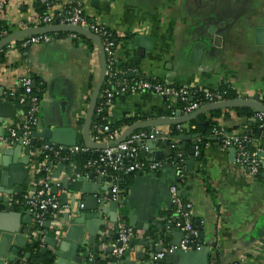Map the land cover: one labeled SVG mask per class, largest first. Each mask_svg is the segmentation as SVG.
<instances>
[{
	"label": "crops",
	"instance_id": "crops-1",
	"mask_svg": "<svg viewBox=\"0 0 264 264\" xmlns=\"http://www.w3.org/2000/svg\"><path fill=\"white\" fill-rule=\"evenodd\" d=\"M1 1L3 7L0 19L9 24V33L37 27L31 23L32 18L38 14L33 0ZM68 1L51 0L48 11L55 16L63 11ZM84 12L89 19L109 26L120 36L115 58L119 64L128 65L124 76L129 79L138 74L146 79L174 85L189 84L214 89L221 84H227L241 98L258 95L264 89V44L255 43L253 34L256 22L264 18V0H86ZM55 32L60 34L54 35V39L47 43L27 47L18 45L23 37L31 35L28 34L12 40L0 50L1 99L16 105L15 116L3 118L0 137L5 136L8 129L18 123L24 115L27 104L19 105L16 93L20 90L21 77L30 75L42 84L37 130L47 124H51L52 127L72 126L77 130L76 144L80 142L84 144L81 131L91 93L99 75V52L96 45L90 47L87 42L72 36V32L66 30ZM137 35L152 38L149 50H143L135 45L134 38ZM197 40L203 42L205 48L200 63L194 64L189 57ZM32 81L35 84V80ZM101 91L102 87L98 94L102 101ZM260 100L264 103V100ZM104 108L105 114L100 118L94 110L89 133L90 139L98 144L105 143L100 132L104 123L101 125L100 120L110 123L122 118L135 117L131 124L133 125L161 116L169 117L158 115L159 111L168 110L165 100L149 92L121 95ZM207 114L208 112H204L205 116ZM211 119L216 124L226 126L230 132L239 134L248 132L250 129L248 126L255 122L252 116L239 114L235 108H222L219 115ZM189 122L182 124L181 131L177 129L178 124L166 123L137 129L157 130L165 137L167 135L171 137L169 146L172 148V154L170 155L166 147L163 148V160L166 164L156 159L153 151L146 145L139 146V154L143 159L161 163L156 170L135 172L131 175L107 172L103 171L102 167L87 166L88 160L92 157L85 162L80 158V154L86 156V152L70 153L64 165L71 166L72 170L79 168L81 173L59 172V176L54 177L51 192L59 201V195L66 191L64 186L67 185V194L70 196L79 185V182L75 181L89 179L92 172L94 178L89 180L90 182H94L96 178H107L99 184L100 190L108 191L111 182L125 183L119 196L125 198V204L120 206L122 213L130 214L137 222H147L151 230L142 228L144 234L141 238L154 240L153 244L150 242L146 247L141 244H130L133 252L131 258L139 251L146 254L147 263L157 264L155 258L152 260L149 258L151 252L148 248L154 249L161 245L165 249L162 256L165 257L164 264H264V232L262 235L258 234L264 226V155L260 156L258 173L251 175L243 166L234 162L229 150L221 148L218 138L211 133V129L192 131ZM131 125L123 124L120 127V136ZM174 125L179 131L176 134L171 133ZM194 133H200L197 145L202 140L206 142L202 151V161L195 157L192 168H189L184 163L181 144L174 136ZM37 141L43 142V139ZM192 141V137L183 141L186 151L192 147ZM255 141L261 144L259 139ZM11 145L0 140V154L3 148ZM178 148L182 155L181 161L179 164L170 163V158L175 155ZM90 150L93 154L99 151L92 148ZM33 162L31 157L28 165L30 180L25 187H35L34 183L37 182L34 180L40 178V172L33 170ZM58 163L60 162L51 167L52 176ZM63 180L68 182L64 184ZM172 184L180 185L178 189L183 199L192 204L193 224L197 230V237L193 243L198 248H192L187 252L177 248L168 249L169 246H176L182 236L178 227L169 229L163 222L164 232L161 233L160 229L154 231L155 220H164L171 211L168 187ZM54 186L56 193L52 191ZM28 191L32 190H26ZM14 205H16L14 216L17 218L13 219L16 223L26 210L34 214L24 202L13 200L8 204L9 207ZM48 219L51 218H46ZM120 221L128 223L126 216ZM31 222L33 223L32 220ZM109 226L111 227V224ZM41 229L28 235L25 244L13 260L2 259V264H11L13 261H20L21 258L27 260L25 254L30 252L25 251V248L37 240L39 233L50 234V230L47 231L43 227ZM100 239L98 236L96 241ZM114 243L116 240L113 237L106 236L102 244L86 246L87 256H83L82 251H76L71 259H67L61 251L59 255L61 262L58 263L57 255H54L52 262L48 264H97L101 261H105L103 264H112L118 258H109L110 255H114L108 247ZM42 247L51 248L40 239L39 248ZM153 252L154 255L157 253ZM42 256L34 261L40 262L46 257L50 258L48 252ZM136 264L140 263L136 261Z\"/></svg>",
	"mask_w": 264,
	"mask_h": 264
},
{
	"label": "water",
	"instance_id": "water-1",
	"mask_svg": "<svg viewBox=\"0 0 264 264\" xmlns=\"http://www.w3.org/2000/svg\"><path fill=\"white\" fill-rule=\"evenodd\" d=\"M60 30H66L69 32H74L82 34L90 38L97 46L99 57H100V70L97 81L95 82L94 88L91 93L89 106L87 114L84 120V124L81 131V136L84 144L92 149H103L110 144H116L127 138L134 130L144 128L147 126H155L159 124H183L195 119L197 115L201 112H208L219 108H237V107H251L257 110H264V103L261 102L258 95H254L251 98H239L230 99L222 102H216L203 106L189 114H182L180 110H176L173 117L161 116L154 119L144 120L141 122H136L131 125L125 132L121 134L113 143H94L89 136L92 117L96 107V102L98 98L99 91L102 87L106 76V57L101 43V39L98 35L94 34L88 29L81 28L79 26L73 25H47V26H37L21 29L15 32H11L5 35L0 40V50L5 47L12 40L28 34L35 33H50ZM211 31V30H210ZM254 41L257 44H264V18H261L256 22L253 30ZM152 38L146 35H137L134 38L135 45L139 46L143 50H149L151 48ZM205 48V44L199 40L194 42L189 60L194 64H199L202 56V51ZM35 85L34 83L32 84ZM2 90H0V131L1 123L4 117H14L16 105L10 103L9 101H3ZM28 106V104H27ZM95 124V122H94ZM97 129V128H95ZM18 134L21 136L22 132L19 131ZM200 133H194L192 135H177L174 138L179 140L182 148V154L184 156V163L192 168L193 162L195 161L194 151L197 145V138ZM190 137L193 138L192 147L187 151L184 147V142ZM37 139H43V141L50 143L55 149L65 150L67 147L73 146L77 142V130L72 126H54L51 124L44 125L40 130H36L32 133V138L29 145L23 146L22 137H20L17 142L11 146L3 148L0 154V264H2V259L13 260L15 256L18 255L20 248L25 244L28 235L32 232H37L33 223L31 222L34 214H30L28 210L22 216L20 221L16 223L14 216L16 205L9 207L13 200L18 202L22 201V194L26 190H35L33 186H26L25 184L30 180L28 165L31 161L30 151L32 147L37 144ZM170 135H167L164 139H161L159 135H156L152 139H145L139 141L137 144L139 146L146 145L147 148L153 151L156 159L161 160L163 164L166 162L163 160V148L166 147L170 155L172 154V148L169 146ZM61 147V148H60ZM162 147V148H161ZM156 148H158L156 150ZM229 155L232 158L234 155V149H229ZM261 155H264L262 153ZM65 162L62 161L57 164L56 171L53 173V177H58L59 172L63 171L66 174H80L81 170H72L71 166H65ZM102 170L101 168L99 169ZM94 178V173L89 174V179L77 180L79 185L72 191V194L68 196L67 190L68 186H64L65 190L59 195V203L66 206L64 211H57L53 219H48L44 222L43 228L47 231L50 230V234L39 233L38 238L34 242H39L42 239L43 243H47L51 248L42 247L39 250L41 255L47 252L50 258L53 259L54 255H57V262L60 261V252H64V258L71 259L76 251H82L83 256L88 255V251L85 250L87 245L95 246L97 244H102L106 240V236H111L116 240L115 245L120 246V241L118 239L117 224L120 219L125 216L128 220L127 225L135 228H144L146 230H151V226L147 222H137L133 216L125 215L122 213L120 206L125 204V198L119 197L115 199L111 188L113 182L108 186L109 190H100L99 184L101 181H105L106 177L96 178L94 182H90ZM35 182L38 180L35 179ZM68 180H63V183H67ZM176 185V184H175ZM171 186V185H170ZM179 188L180 185H177ZM52 191L56 193V186L52 188ZM169 191V187H168ZM2 195V196H1ZM4 213V214H3ZM6 214V215H5ZM19 215V214H17ZM14 216V217H13ZM14 218V219H13ZM12 219L14 221H12ZM163 222L165 219L155 220L154 231L157 232L160 229L161 233L164 232ZM111 224V227L109 226ZM53 225V226H52ZM52 226V229H51ZM264 232V226L258 232L262 235ZM169 231L167 234L169 235ZM181 238L184 232L181 231ZM87 235V237H86ZM200 235V234H199ZM100 236L101 239L96 241L97 237ZM192 238V236H189ZM153 244L154 240H148L146 238H133L130 240V244H141L146 247L148 243ZM33 247V243L30 245ZM56 247V250L54 248ZM162 246L158 245L156 248H148L151 252L149 258L152 260L154 258V252H159ZM109 250H113V246L108 247ZM194 249V247H193ZM129 250H132L130 245ZM181 251V250H180ZM187 252V251H183ZM26 257L30 256V253L25 254ZM116 256L110 255L109 258H115ZM146 254L143 252L136 251L134 257L127 253L119 255L116 261L112 264H136V260L142 261L141 264H149L146 262ZM157 264H164L165 257L156 258ZM37 264V262H34ZM52 264V263H50Z\"/></svg>",
	"mask_w": 264,
	"mask_h": 264
},
{
	"label": "built area",
	"instance_id": "built-area-1",
	"mask_svg": "<svg viewBox=\"0 0 264 264\" xmlns=\"http://www.w3.org/2000/svg\"><path fill=\"white\" fill-rule=\"evenodd\" d=\"M46 6V12L43 15H35L31 23L33 26H47V25H73L79 26L84 29H88L94 34L98 35L101 39L103 50L106 57V75L107 79L103 82V88L101 91L102 104L104 106L111 105L115 99L121 95L138 92H149L160 96L165 100V106L168 109H173L177 106V103H182V114H189L203 106L213 104L216 102H222L230 100L225 97V91H219L216 89H210L202 86H191L189 84L174 85L157 80L146 79L137 74L136 77L131 79L124 76L127 69H122L115 58V50L118 44V34L107 25L89 19L84 12V4L86 0H69L61 13L52 15L48 10L50 9V2L48 0H39ZM3 7V2L0 0V11ZM6 35V34H5ZM72 36L76 37V33L72 32ZM54 39V35L49 33H35L23 37L18 45L27 47L37 43H47ZM98 50V49H97ZM135 71V70H134ZM21 92L17 97L18 104L24 106L25 112L21 120L11 126L5 136L0 137V140L8 143L15 144L17 140L22 137L23 144L29 145L32 138V133L38 129V110L41 104V98L32 91V77L30 75H24L20 79ZM202 91L200 98L196 97L193 100L195 91ZM10 95L13 96L11 93ZM258 97L264 100V89L258 93ZM238 97L236 99H239ZM251 98V97H250ZM255 112L252 115L255 121L259 122V126H264V110L254 109ZM175 113L169 115L173 117ZM192 128L194 126H191ZM182 124L177 125L179 131L182 130ZM21 131V136L18 132ZM100 132L104 136L105 143H113L115 139L120 136L121 129H111L109 123H105L101 126ZM211 133L219 140V144L222 149L229 150L234 149L233 160L237 164L243 166L248 173L256 175L260 167V156L264 151L261 144L257 143L255 139H251L245 133L239 134L238 132H230V130L222 125L216 124L211 128ZM156 135L165 137L157 130H137L132 132L123 141L116 144H110L109 146L98 151L96 156L89 159L87 166L102 167L103 171L113 173H135L144 171H154L160 166L159 161H148L143 159L139 152L140 147L137 144L139 141L145 139H152ZM247 144H250L253 149L247 148ZM175 146V144H173ZM177 147V146H175ZM61 148V147H60ZM90 147L86 144H75L67 147L65 150L55 149L54 146L45 141L41 142L38 147H32L30 156L33 158L37 154H43L47 163L42 166H36L33 162V170L42 172L37 183H34L35 190L28 191L22 195V201L34 211V217L32 219L33 225L37 232L42 230V226L46 220V215L49 218L55 217L57 211H64L66 206L59 203L57 197L51 192L53 186L54 177L51 174V167L57 162H62L67 159V156L71 153L87 152ZM199 154L198 145L195 146L194 156ZM182 159L179 148L175 155L170 158V163L179 164ZM111 191L113 197L117 199L122 194L123 189L119 188L118 184H113ZM170 198L172 208L169 215L165 218V227H178L184 232L182 239L178 246H169L168 249L177 248L181 251L191 250L193 247L198 248L195 245L194 238L197 237V230L193 224L192 204L189 201H185L179 192L178 187L172 184L169 187ZM118 239L120 246L112 245V254L116 257L123 253H127L130 256L133 255L132 250H129L130 240L133 238H141L144 234V229L128 226L123 221L117 224ZM192 236L190 238L189 236ZM165 249H161L157 252L154 258H161ZM21 263L25 264L26 259L21 258ZM93 261V257H91ZM140 264L142 261L136 260ZM101 264V263H97Z\"/></svg>",
	"mask_w": 264,
	"mask_h": 264
},
{
	"label": "trees",
	"instance_id": "trees-1",
	"mask_svg": "<svg viewBox=\"0 0 264 264\" xmlns=\"http://www.w3.org/2000/svg\"><path fill=\"white\" fill-rule=\"evenodd\" d=\"M48 2H51V0H48ZM33 4L35 6V9L37 11V13L39 15H43L46 12V6L44 4H42L41 2H39V0H33ZM9 24L0 19V40L2 39V37L5 36V34L9 33ZM49 34L58 36L60 34V32H50ZM76 39H80L81 41L87 42L89 44L90 47L93 48V46L95 45L94 42L88 38L85 35L82 34H78L76 33ZM18 42V41H17ZM0 60H2V58L0 57ZM133 65V64H132ZM122 69H126L128 68V65H121ZM32 80H35V86L32 87V91L33 93L37 94L38 96L41 95L40 90L42 88V84L40 81H38L37 78H35L34 76H31ZM107 79V75L105 76V79ZM103 88V86H102ZM211 90L214 88H210ZM216 90L219 91H225V97L229 98V99H235L237 98V93L231 88L229 87L227 84H221ZM21 89L16 93V96L18 97V95L20 94ZM202 91L197 90L195 91V95H194V99H196V97L201 96ZM177 106H175V108H171L168 110H161L158 112V115H171L173 114L176 109L181 108L182 109V103H177ZM101 109V110H99ZM105 108L104 105H102V101L100 98H98L97 103H96V107H95V113L100 116H103L105 113ZM235 110L237 112H239V114H243L247 117H251L255 110L251 107H237L235 108ZM222 111V108L219 109H214L211 111H208L207 116L204 115V112H201L197 115V117L195 119H192L189 122V126H194L193 128L191 127L192 131H202V130H210L212 127H214L216 125V122L214 120L211 119V117L213 116H217L219 115V113ZM135 119V117L130 118V119H126V118H122L120 120H117L115 122H110L109 126L111 129L113 128H120L123 124L125 125H131L133 122V120ZM106 120H100L99 123L102 125L103 123L105 124ZM264 124V121H263ZM250 129L248 132H246V135L249 136L251 139H259L261 141V146L264 150V126L260 127L259 126V122L255 121L254 123H252L251 125L248 126ZM179 131L176 129V125L172 126V130L171 133L176 134ZM206 140H202L199 144H198V149H199V154L196 157L198 161H202V154H203V148H204V144H205ZM40 141H37V144L35 145L36 147H38L40 145ZM79 144H82L81 142ZM247 148H249L250 150L253 149V147L250 144H247ZM80 154V153H79ZM82 154V153H81ZM80 154V158L83 162H85L88 158L92 157L94 158L96 156V154H93L92 150H89L85 153L86 156H83ZM34 163L36 164V166H42L45 165L47 163L46 158L44 157L43 154H37L36 156H34L33 158ZM129 175L133 174V173H128ZM39 175H42V172H40ZM119 188H124L125 183H117ZM46 218H49L48 214L46 215ZM39 242H33V247L31 246H27L25 248V251H29L30 252V256L27 257L26 263L25 264H34V260L38 257H43L40 253H39ZM49 262H52L51 258H44L43 260H41L40 262H37V264H48ZM105 261H101V263L103 264ZM11 264H20V261L16 260L11 262ZM236 264V263H234Z\"/></svg>",
	"mask_w": 264,
	"mask_h": 264
},
{
	"label": "rangeland",
	"instance_id": "rangeland-1",
	"mask_svg": "<svg viewBox=\"0 0 264 264\" xmlns=\"http://www.w3.org/2000/svg\"><path fill=\"white\" fill-rule=\"evenodd\" d=\"M95 44V43H94ZM96 45V44H95Z\"/></svg>",
	"mask_w": 264,
	"mask_h": 264
}]
</instances>
